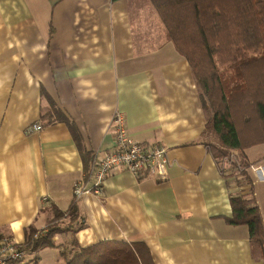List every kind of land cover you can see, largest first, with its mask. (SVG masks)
Here are the masks:
<instances>
[{"label": "crops", "instance_id": "0c3cea01", "mask_svg": "<svg viewBox=\"0 0 264 264\" xmlns=\"http://www.w3.org/2000/svg\"><path fill=\"white\" fill-rule=\"evenodd\" d=\"M117 113L136 142L167 149L168 179L124 169L76 200L75 186L93 182L70 124L104 157L115 150ZM206 123L191 66L149 0H0V237L23 243L52 208L77 203L82 248L144 243L155 264H264L249 229L228 222L231 199L253 196L264 223V158L245 151L252 184L240 186L210 151ZM38 256L65 264L61 249Z\"/></svg>", "mask_w": 264, "mask_h": 264}, {"label": "trees", "instance_id": "16d2710c", "mask_svg": "<svg viewBox=\"0 0 264 264\" xmlns=\"http://www.w3.org/2000/svg\"><path fill=\"white\" fill-rule=\"evenodd\" d=\"M149 1L169 40L191 66L207 119L204 137L210 151L218 163L229 164V172L238 171L240 186L251 185L245 151L264 145V0ZM70 127L89 180L95 156L82 147L77 129ZM233 152L239 160L230 163ZM231 175L226 174L227 181ZM231 206L228 222L247 227L252 243L263 248L264 223L255 198L233 197ZM52 210L54 217L45 229L25 230L20 245L29 255L27 264H38L45 249H61L65 264H155L144 243L108 241L80 247L76 234L86 224L78 204L65 212ZM69 234L72 238L66 243L55 239Z\"/></svg>", "mask_w": 264, "mask_h": 264}, {"label": "built area", "instance_id": "2783aa9c", "mask_svg": "<svg viewBox=\"0 0 264 264\" xmlns=\"http://www.w3.org/2000/svg\"><path fill=\"white\" fill-rule=\"evenodd\" d=\"M41 129L40 126L36 127V131ZM112 132L115 141L114 152L104 157L95 156L89 178L93 186L87 188L86 183L80 181L74 188L76 200L86 194H100L106 179L124 169L138 178L145 174L162 182L168 179L169 160L165 147H148L136 142L129 134L121 113H117L112 119ZM28 257L20 243L8 237L0 238V264H27Z\"/></svg>", "mask_w": 264, "mask_h": 264}, {"label": "rangeland", "instance_id": "374dc122", "mask_svg": "<svg viewBox=\"0 0 264 264\" xmlns=\"http://www.w3.org/2000/svg\"><path fill=\"white\" fill-rule=\"evenodd\" d=\"M247 155L252 162L258 161L259 159L264 158V145H260V146H256V147H252V148L248 149ZM238 159H239V157H238ZM256 183H257V181H256ZM262 183H264V181L262 182V180H261V182L258 184V186H259L258 190L263 189L262 187H264V184H262ZM253 247H254V251H253L254 258L257 260L262 259L264 256V246L262 248V247H260V245L258 246L256 244H254Z\"/></svg>", "mask_w": 264, "mask_h": 264}]
</instances>
